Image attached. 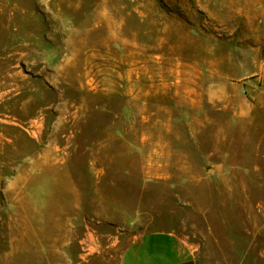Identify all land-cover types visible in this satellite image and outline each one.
<instances>
[{
    "label": "rangeland",
    "instance_id": "1",
    "mask_svg": "<svg viewBox=\"0 0 264 264\" xmlns=\"http://www.w3.org/2000/svg\"><path fill=\"white\" fill-rule=\"evenodd\" d=\"M156 231L264 264V0H0V264Z\"/></svg>",
    "mask_w": 264,
    "mask_h": 264
},
{
    "label": "crops",
    "instance_id": "2",
    "mask_svg": "<svg viewBox=\"0 0 264 264\" xmlns=\"http://www.w3.org/2000/svg\"><path fill=\"white\" fill-rule=\"evenodd\" d=\"M120 264H199L195 255L172 232L145 233L123 250Z\"/></svg>",
    "mask_w": 264,
    "mask_h": 264
}]
</instances>
